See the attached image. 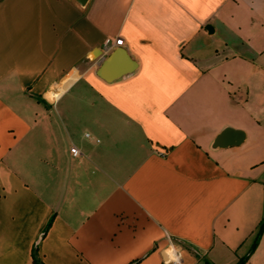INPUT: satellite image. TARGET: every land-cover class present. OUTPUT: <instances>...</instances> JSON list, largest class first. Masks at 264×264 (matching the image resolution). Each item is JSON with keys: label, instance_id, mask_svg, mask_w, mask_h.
Masks as SVG:
<instances>
[{"label": "crops", "instance_id": "obj_1", "mask_svg": "<svg viewBox=\"0 0 264 264\" xmlns=\"http://www.w3.org/2000/svg\"><path fill=\"white\" fill-rule=\"evenodd\" d=\"M262 221L264 0H0V264H264Z\"/></svg>", "mask_w": 264, "mask_h": 264}, {"label": "water", "instance_id": "obj_2", "mask_svg": "<svg viewBox=\"0 0 264 264\" xmlns=\"http://www.w3.org/2000/svg\"><path fill=\"white\" fill-rule=\"evenodd\" d=\"M80 6H85L88 0H76ZM211 33L212 29L205 28ZM137 68V63L129 56L123 48H116L111 51L99 65L96 75L105 82H112L123 76L133 73ZM243 140V134L226 129L216 138L215 147L237 146Z\"/></svg>", "mask_w": 264, "mask_h": 264}, {"label": "built area", "instance_id": "obj_3", "mask_svg": "<svg viewBox=\"0 0 264 264\" xmlns=\"http://www.w3.org/2000/svg\"><path fill=\"white\" fill-rule=\"evenodd\" d=\"M108 48L107 50L104 52L105 54L107 52H109L111 49L113 48H116V47H122L123 45V40L121 38H115L114 40L108 42ZM86 137H88V135H86ZM69 154L76 158V157H79L80 156V152L79 150L75 147V146H71L70 149H69Z\"/></svg>", "mask_w": 264, "mask_h": 264}, {"label": "trees", "instance_id": "obj_4", "mask_svg": "<svg viewBox=\"0 0 264 264\" xmlns=\"http://www.w3.org/2000/svg\"><path fill=\"white\" fill-rule=\"evenodd\" d=\"M263 229H264V222L262 221L259 225V228H258V231H257V234H256V237H255V240L253 242V245L250 249V252L254 251V249L256 248L258 242H259V239L261 238V235L263 233ZM37 264H40L39 262L36 261Z\"/></svg>", "mask_w": 264, "mask_h": 264}]
</instances>
